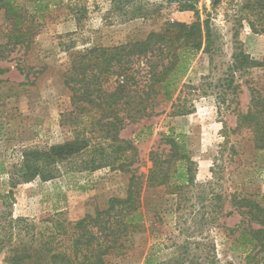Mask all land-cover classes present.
Here are the masks:
<instances>
[{
	"label": "rangeland",
	"instance_id": "1",
	"mask_svg": "<svg viewBox=\"0 0 264 264\" xmlns=\"http://www.w3.org/2000/svg\"><path fill=\"white\" fill-rule=\"evenodd\" d=\"M16 1L35 12V0ZM111 1L42 0L53 18L46 17L37 27L28 49H5L8 56L0 59V192L9 189L13 166L24 150L73 139L61 119L73 110L63 73L75 51L135 43L163 30L167 21L205 22L210 15V49L196 56L180 91L172 100L158 102L154 116L128 124L120 134L136 149L127 152L134 160L131 169L145 175L152 166L150 153L168 149L161 144L162 136H181L196 161V182L180 195L165 189L145 195L147 224L153 231L126 256L111 257L107 264H145L149 254L153 264H175L189 243L203 253L194 244L203 241L206 252L215 247L219 264H249L243 252L232 251L227 230L240 221L237 213L227 216L231 194L264 195V151L256 150L249 130L234 132L238 113L248 111L255 91L264 96V34L254 32L247 13L239 11L248 0H225L217 8L211 0H145L149 15L127 21L111 12ZM186 2L195 5L199 17L180 10ZM78 9L82 12L77 18ZM10 30L2 10L1 45ZM239 51L249 56L244 65L235 62ZM75 165H61L54 180L19 185L14 216L39 222L62 214L74 222L96 208L107 209L112 198L127 197L130 174L116 168L77 171ZM218 192L227 198L225 203L212 200ZM216 205L223 206L220 219ZM5 253H0V264Z\"/></svg>",
	"mask_w": 264,
	"mask_h": 264
},
{
	"label": "trees",
	"instance_id": "2",
	"mask_svg": "<svg viewBox=\"0 0 264 264\" xmlns=\"http://www.w3.org/2000/svg\"><path fill=\"white\" fill-rule=\"evenodd\" d=\"M223 1L211 0L212 7ZM111 2V12L126 21L150 12L145 0ZM35 3V12H30L16 0H0V11L4 10L11 22L6 42L0 43V59L7 58V48L28 49L37 27L46 17L53 18L42 0ZM180 8L200 15L192 3ZM239 11L247 13L254 32L264 34V0H248ZM81 12L78 9L74 14L78 18ZM207 18L192 23L167 21L163 30L150 33L144 40L114 47H85L73 53L63 73L73 110L61 119L73 139L26 149L13 166L9 189L0 192V253L6 251L4 264H107L111 257L126 256L137 241L153 231L147 224L150 210L145 208V195L152 189L180 195L194 186L196 161L181 136H162L161 144L168 149L150 153L152 166L145 175L139 168L131 169L134 160L127 152L136 149L120 134L128 124L154 116L158 102L170 101L180 91L196 56L210 49V15ZM240 60L244 65L249 56L239 51L235 62ZM243 128L251 132L256 150L264 151V96L260 91L252 95L248 111L238 113L234 132ZM65 163H76L77 171L116 168L130 174L127 197L112 198L107 209L96 208L74 222L63 219L62 214L39 222L15 217V189L36 180H54ZM212 196L219 202L227 200L222 192ZM229 198L232 210L227 216L237 213L240 217L234 228H227L232 251L243 252L249 264H264V195L233 193ZM222 209L216 205V218L220 219ZM194 244L203 253L189 243L175 264H219L213 245L206 252L204 241ZM153 258L147 255L145 264H153Z\"/></svg>",
	"mask_w": 264,
	"mask_h": 264
}]
</instances>
